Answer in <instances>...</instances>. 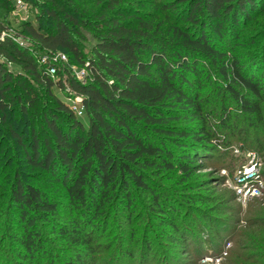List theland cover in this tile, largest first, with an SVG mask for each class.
Returning a JSON list of instances; mask_svg holds the SVG:
<instances>
[{
  "label": "rangeland",
  "instance_id": "rangeland-1",
  "mask_svg": "<svg viewBox=\"0 0 264 264\" xmlns=\"http://www.w3.org/2000/svg\"><path fill=\"white\" fill-rule=\"evenodd\" d=\"M118 1L127 25H148V36L164 38L169 50L174 49L168 43L172 25L187 28L192 36L200 32V27L180 20L182 16L175 11L182 13L184 8L177 0ZM23 2L24 7H17L12 0L10 8H0L1 23L16 33L20 45L37 52L28 42L23 26L31 23L37 28L50 27L46 12L53 9L67 23L71 21L64 14L73 17L76 23L69 27L83 37L79 41L83 57L92 55L96 33L102 28L98 14L105 0ZM160 3H169L170 8ZM205 32L225 56L241 60L244 71L250 68L248 75L264 85V77H260L264 73V11L237 29L223 27L219 36L209 28ZM0 61L20 88V98L14 97V103L9 100L5 108H0V264H264V189L246 203L238 199L234 190L238 170L248 163L255 165L264 181V94L256 98V111L249 113L231 95V87L241 91L239 84L227 81L214 59L204 58H199L204 72L199 79L198 99L207 118L209 138L199 152L200 169L187 180L175 169L146 170L152 193L132 189L128 204L118 193L96 214L85 210L87 216L82 219L87 217L92 225L87 224L83 231L89 235L94 232L87 243L59 236L56 223L53 226L36 217L30 232L35 228L39 239L33 254H29L25 245L29 221L12 197L15 176L33 186L45 179L40 168L29 166L24 150L29 153L32 139H38L40 144L49 135L46 118L53 113L57 98L69 104L73 98L57 87L46 92L23 72L20 64L2 57ZM86 117H80L84 125ZM42 189L48 193L47 188ZM56 197L49 196L52 201L58 200ZM58 209L52 219L61 225L69 224L71 214L80 216L64 202ZM25 214L35 216L33 211Z\"/></svg>",
  "mask_w": 264,
  "mask_h": 264
},
{
  "label": "trees",
  "instance_id": "trees-1",
  "mask_svg": "<svg viewBox=\"0 0 264 264\" xmlns=\"http://www.w3.org/2000/svg\"><path fill=\"white\" fill-rule=\"evenodd\" d=\"M10 1L0 0V8H10ZM105 1L98 14L102 28L96 33L97 42L87 58L79 43L81 33L69 27L76 23L71 15L64 14L71 21L67 23L52 9L46 12L50 27L24 24L26 38L39 54L20 45L16 33L10 34L0 21V33L6 32L0 40V57L20 64L23 72L46 92L57 87L71 99L79 97L83 115L87 116L84 125L80 119L83 115L78 116L71 104L57 98L53 113L46 118L49 135L40 144L38 139H32L29 153L24 150L29 166L40 168L45 177L38 180L39 188L23 184L16 175L12 189V197L25 210L29 221L25 238L29 254H33L39 239L35 228L30 232L36 217L53 226L56 223L59 236L87 243L94 232L89 235L83 231L87 224L92 225L87 217L82 219L87 216L85 210L96 214L118 193L128 204L132 189L152 193L146 170L175 169L187 180L200 169L199 152L209 136L207 118L198 99L199 79L204 72L199 58L214 59L225 79L239 84L241 91L230 86L231 95L249 113L256 111V98L264 94L262 82L248 75L250 68L244 71L241 60L225 56L205 32L209 28L219 36L223 27L237 29L264 11V0H177L184 8L182 13L175 11L182 16L180 20L200 27V32L192 36L187 28L172 25L168 43L174 45L173 50H169L164 38L148 36V25H127L124 14L119 12L118 0ZM159 6L170 8L169 3ZM55 51L67 55L68 66L86 69L84 82L67 66L55 77L48 75L39 60ZM18 85L0 61V108H5L9 100L14 103V97L20 98ZM12 134L16 136L15 132ZM51 194L57 195L58 200L52 201ZM62 202L79 211V218L69 215L68 225L52 219L58 215ZM30 211L34 217L25 214Z\"/></svg>",
  "mask_w": 264,
  "mask_h": 264
},
{
  "label": "built area",
  "instance_id": "built-area-1",
  "mask_svg": "<svg viewBox=\"0 0 264 264\" xmlns=\"http://www.w3.org/2000/svg\"><path fill=\"white\" fill-rule=\"evenodd\" d=\"M17 7H24L23 0H15ZM10 34L15 36V33L10 28H7ZM5 31L0 33V40L5 37ZM39 62L46 66L48 75L55 77L60 70L70 68L78 80L84 82L86 79V69H77L74 65L68 66L67 55L62 51L49 52L41 56ZM69 91V89H67ZM71 109L78 115H83L84 106L79 97L72 99ZM264 189V181L261 173L256 169L253 163L243 165L235 176V193L238 199L246 203L249 199L255 198L262 194Z\"/></svg>",
  "mask_w": 264,
  "mask_h": 264
}]
</instances>
